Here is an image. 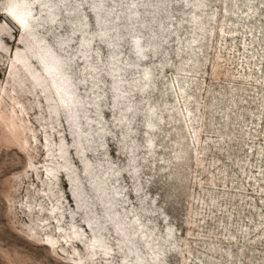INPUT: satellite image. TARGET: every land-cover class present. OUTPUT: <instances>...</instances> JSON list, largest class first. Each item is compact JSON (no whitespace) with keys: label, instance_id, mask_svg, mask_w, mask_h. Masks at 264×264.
Masks as SVG:
<instances>
[{"label":"rangeland","instance_id":"rangeland-1","mask_svg":"<svg viewBox=\"0 0 264 264\" xmlns=\"http://www.w3.org/2000/svg\"><path fill=\"white\" fill-rule=\"evenodd\" d=\"M10 1L0 0V264H155L149 247L160 264H264V0H51L53 23L48 6L24 0L32 33L69 65L84 103L81 148L49 88L15 59L41 80L30 37L5 14ZM84 162L131 243L105 217ZM88 219L108 256L92 247Z\"/></svg>","mask_w":264,"mask_h":264},{"label":"bare ground","instance_id":"bare-ground-1","mask_svg":"<svg viewBox=\"0 0 264 264\" xmlns=\"http://www.w3.org/2000/svg\"><path fill=\"white\" fill-rule=\"evenodd\" d=\"M33 1L38 2L41 5L48 6L47 8H49L50 20L52 21V23L53 21L56 20L55 15L53 13L54 7L51 5L52 4L51 0H45V1L43 0L44 2H42L41 0H33ZM101 5H96L94 8V12L96 14L99 24L103 23V20L100 18V14H99L101 11ZM32 12L33 10L31 8L30 3L24 0L23 1L11 0L9 2V6L6 9L5 14L7 15V18H9L13 22V24L15 23L16 25H19L17 27L23 33V35L27 34L30 37V42L27 44L26 47L29 51L34 52L35 57H37V61L41 65V69L43 72L41 80L38 77H35L34 73L32 72V67H31L32 65H30L29 63L30 61L28 62L26 56H24L22 53L17 52L15 59L20 62L24 60L26 61V64L23 65L24 68L27 69L26 71L29 72L31 78L32 77L34 78V80L31 79L32 83L37 87H39L44 95H45V91L43 89V86L49 88L50 93L53 95V99L57 102L59 108H61L66 113L70 126L73 130L76 144H78L81 148L82 140H83L82 138H84V133L81 131V127H80L81 126L80 124H82L80 123V119H81L80 112H82V107L84 103H82V100L76 94L75 84L73 83L70 75L67 72L68 64L66 63V61L62 60L59 56H57L51 47L42 45V40L37 39L35 34L32 33V26L29 25V20L33 19ZM107 32H108L107 29H103L102 35L106 36ZM90 43H91V39L86 36H84L81 40V46L83 47L84 55L86 57H87V53H89L90 51ZM133 47L135 49L136 54L140 58H143L144 49L140 43L139 36L134 37ZM112 65H113L112 72H116V73L120 72L121 68L118 63L115 62L112 63ZM143 79L145 80L144 82L145 86L149 85V83L151 82L150 69L144 71ZM113 89L116 92L115 98L121 99L122 94L121 92H119L120 85L118 81L114 82ZM143 90H145V88ZM44 98L49 104L53 100L51 96L49 97L44 96ZM49 109L52 115L55 116L57 115V110L54 107V105L50 104ZM66 153H67L66 146L64 145L63 142H61L59 144L58 156L62 160V167L66 169V173H67L66 175L71 184V196L78 207L85 208L86 204H85L83 189L81 185H79L78 183L73 184V182H75L73 178L76 177L74 173H70V171L73 172L72 171L73 168L70 166V163L67 160ZM53 170L54 169L50 170V168L46 169L47 175L48 176L53 175L52 174ZM84 171L91 178L90 184L92 186V189L100 196L101 200L104 201V203L106 204L104 206L105 217L109 218V221L113 223L115 231L121 237V242L123 241V242L131 243L130 236L132 233L130 232L129 229L131 226L130 227L127 226V224H125L123 220H121L118 217V214L113 211L114 208L113 203L107 200L105 180L102 177L98 176V174L94 172V170L87 162H84ZM86 224H87L86 226L87 230L89 229L92 233V239H91L92 247L99 249L105 256H108L110 253H109V248L107 247V244L104 241L105 238L103 239L101 236L98 235V233L102 230V227H99L98 221L88 219L86 221ZM126 247L128 253H132V255L133 253H136L135 249H133L131 246L126 245ZM149 251L151 252L150 255H154V257L152 256V260L155 262V264H160V262L157 260V255L159 254V252L154 251L152 247L151 248L149 247ZM134 262L136 264H144L143 259L140 256H134Z\"/></svg>","mask_w":264,"mask_h":264}]
</instances>
